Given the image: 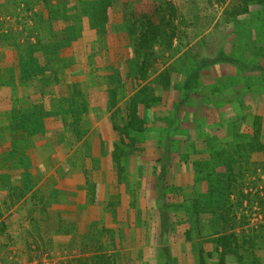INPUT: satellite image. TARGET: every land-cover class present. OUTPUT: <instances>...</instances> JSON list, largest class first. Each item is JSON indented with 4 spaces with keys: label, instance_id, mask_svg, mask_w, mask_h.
<instances>
[{
    "label": "rangeland",
    "instance_id": "obj_1",
    "mask_svg": "<svg viewBox=\"0 0 264 264\" xmlns=\"http://www.w3.org/2000/svg\"><path fill=\"white\" fill-rule=\"evenodd\" d=\"M106 1L0 0V53L5 42L13 43L21 55L20 77L33 75L35 68L44 64L48 67L43 73V79L48 78L46 82L35 77L21 80L27 82L25 88L28 90L22 91L24 101L19 104L35 110L33 115L38 114L46 122L33 125L34 116L31 121L26 117V122L21 117L18 119L23 121L20 128H28L42 136V139L35 136V219L27 220L35 231L34 257L32 252H24L19 260L24 258L23 264H81L78 255L85 256L89 249H106L105 227L109 222L98 213L87 215L75 199L69 201V191L65 187L74 177L84 176L81 175L84 173L93 183L102 177L101 184H106L110 189L107 193L110 192L112 183L106 176L117 172L123 179V164L138 156L144 158L136 154L141 149L134 154L135 147L143 146L135 143L137 137L124 135L127 100L122 101V98L130 96L136 103V111V107H141L150 97L153 84L176 89L175 83L181 81L182 84L194 64L199 86H204L205 81L218 82L220 87L229 86L227 94L238 88V105L233 108L237 120L232 130L248 127L251 132L250 137L244 139L246 143L241 144L237 162L230 170L232 174L217 172L213 177L220 188L227 185L225 181L232 186L228 226L235 225L231 231H236L239 239V246L234 254L226 256L224 264H264V154L248 151L245 147L253 136L258 142L264 141V106H260V101L256 104L255 97L253 104L247 106L250 98L245 93L251 89L257 91L259 97L264 95V2L252 5L250 14H242L245 0L223 3L218 0ZM166 1L176 10L178 38L174 39L170 50L163 46L155 48L156 61L153 60L146 79L142 80L136 77L138 58L128 28L133 20L145 14L159 20V15L169 11ZM104 13H107V22H103ZM18 40L24 43L21 49L17 46ZM33 44L40 45L36 52L29 47ZM221 54H224L225 64H216L215 68L196 67L202 62H218ZM50 60L53 61L50 63ZM232 60L236 62L231 63ZM34 63L32 71L30 66ZM247 63H261L263 69L252 73L224 69L225 65L247 68ZM173 73L178 78L175 83ZM51 74H56L59 81L56 82ZM2 77L0 75V82ZM11 82L16 83L14 76ZM262 82L263 88H260ZM140 87L143 89L139 91ZM68 100L76 101V111L74 106L70 108ZM33 104L34 108L30 107ZM79 104H84L88 111L85 119L78 114ZM104 119L121 144L113 153H109L103 124L97 126ZM133 129L135 135L145 138V132ZM31 163L30 158L25 161L26 165ZM115 164L121 169L112 170ZM28 173L31 176L32 171ZM89 198L93 200L94 197L89 195ZM206 205L204 202V206H200L205 208ZM26 238L23 241L29 242L31 236ZM5 257L7 253L4 260ZM215 257L218 264H223L219 254Z\"/></svg>",
    "mask_w": 264,
    "mask_h": 264
},
{
    "label": "crops",
    "instance_id": "obj_2",
    "mask_svg": "<svg viewBox=\"0 0 264 264\" xmlns=\"http://www.w3.org/2000/svg\"><path fill=\"white\" fill-rule=\"evenodd\" d=\"M23 44L18 40V48L21 49ZM225 55L230 56L226 52ZM20 57L13 43L5 42V48L0 53V75L3 76L0 82V264H17V261L23 264L24 258L20 261L19 256L32 252L33 258L35 251V231L27 220L35 219V136L39 139L42 136L40 133L35 135L28 128H20L23 121H18L21 117L26 122V117L30 120L35 113V110L20 105L24 101L22 91L28 90L25 88L27 82L21 81L19 76ZM221 63L225 64L215 61L208 66L215 68L216 64ZM250 65L263 67L261 63ZM192 67L194 70V65ZM224 69L243 71L244 68L225 65ZM11 76L15 77L16 83L11 82ZM172 78L175 83L176 74L173 73ZM184 79L182 84L181 81L175 83L178 86L176 89L153 84L150 99L143 101L141 107L137 106L136 111V103L130 96L124 95L125 98H122V101L127 100L126 104L123 102L127 112L124 135L137 137L135 143L143 146L135 147L134 154L141 149L136 154L144 158L138 156L132 162L123 164V179L118 177L117 172L106 176L115 189L111 187L107 193L110 189L106 184H101L102 177L96 178L93 183L84 173L81 175L85 177L76 176L65 187L69 191V201L75 199L83 212H88L87 215L96 216L98 213L109 222L105 227L106 249H89L85 256L78 255L81 264H201L202 250L204 255L214 253L213 258L205 256L207 264H218L215 256L219 253L215 252V246L210 241L217 238L222 230L214 227L215 211L206 215L200 205L204 206L205 201L213 204L222 202L224 198L216 193L210 197L209 184L219 183L213 177L206 178V175L212 171L215 175L217 172L225 174L228 170L225 162L229 161L225 150H229L228 146L241 147L251 132L248 127L232 130L233 122L237 120L233 108L238 105V88H233L234 91L227 94V85L220 87L218 82L205 81L204 86H199L200 83L196 81L199 92L183 100L181 90L186 85V77ZM260 86L263 88V82ZM140 88L139 91L143 89ZM249 92L252 91L248 89L245 92L250 98L247 106L253 104L252 98L255 97L256 104L260 101L263 107L264 95L260 93L262 96L259 97L257 91ZM68 101L70 108L74 106L76 111V101ZM34 105L30 107L34 108ZM79 105L78 114L85 119L88 111L84 104ZM31 120L33 125L46 122L38 114ZM101 124L105 129L109 153H113L115 147L121 148L119 138L109 130L106 119L99 121L97 126ZM133 128L145 132V138L135 135L131 131ZM25 148L28 149L23 150ZM218 153L223 158L217 161L224 164L214 163L213 155ZM29 158L32 163L26 165L25 161ZM120 169L117 164L112 168L116 171ZM29 170L32 171L31 176L27 174ZM161 184L169 188L164 198L168 209L164 212L158 206ZM225 184L229 185L227 181ZM89 195L94 197L93 200ZM227 231L228 234H237L230 229ZM189 234L190 238L187 237ZM28 236H31L29 242L23 241Z\"/></svg>",
    "mask_w": 264,
    "mask_h": 264
},
{
    "label": "trees",
    "instance_id": "obj_3",
    "mask_svg": "<svg viewBox=\"0 0 264 264\" xmlns=\"http://www.w3.org/2000/svg\"><path fill=\"white\" fill-rule=\"evenodd\" d=\"M109 1L111 2L112 0H107L106 3H109ZM218 1L223 3L226 0H218ZM263 2L264 0H245L244 2L245 7L242 9L241 13L250 14V12H252L250 8L252 7V5L263 4ZM166 5L169 6L168 8L169 11L166 10L165 15L162 12L163 16L161 17L158 14L159 20H156L155 18H153V16H150L149 14H145L142 16L141 19L133 20V22L129 25L128 33H130V35L132 36V39H133L132 45L134 48V52L138 58L136 77H139V79H142V80L146 79V75H147L149 67H151L154 61H156L155 60V48L159 46H163L164 48H167L168 50H170L172 48L174 39L178 38L179 31H178V26L175 22V19L177 18L176 10L174 9L172 3L166 1ZM107 8L108 6H106V12H107ZM168 12L170 14H169V17L167 18L166 15ZM98 18H101V17H98ZM103 22H107V13H104ZM29 47H31V51L35 50L36 52L40 48V45L34 46L33 44V46H29ZM52 61L53 60H50V63ZM41 62H43V59L41 60ZM218 62H223V63L226 62L224 58V54H221ZM234 62L236 61L234 60L231 61V63H234ZM209 64L210 63L208 62H202L200 64L198 63V67L200 69V68H203V66H208ZM34 65L36 66V64L34 63L30 67L32 68ZM192 66H190L189 71L186 75V85L181 90V93L183 94L182 95L183 100L187 99L191 94L199 92V86L196 83L197 79H196L195 70L191 69ZM240 66L241 68L244 67V65H240ZM246 66L247 68H244L243 71L254 72V71H262L263 69V68H260V66H252L250 64H247ZM47 68L48 67L45 66L44 64L43 66L39 68H35V73L33 75L31 73L25 74V75H22L20 79L21 80L22 79H32L33 77H35L37 79L42 80L43 82H46L48 78L43 79V73ZM31 70L33 71L34 68H32ZM263 74H264V70H263ZM51 75H52V78H55L56 82L59 81L58 76L56 74H51ZM53 82L54 80L52 81V83ZM249 91H251V89H249ZM258 121H260V119L256 120V122ZM139 130L141 129L139 128ZM255 132H258V128L257 130L255 129ZM248 144L249 145L245 146L248 151H251V152L258 151L264 154V141L258 142L256 139V136H253L252 141H250V143ZM228 147H229V150H225V154L227 155L226 157H229V161L225 162V165L228 167L227 174L230 175L232 174L230 173V170L233 169L232 167L237 162L236 156L241 151V147H238V146H235V147L228 146ZM213 157L215 158L214 159L215 164H221V163L224 164V162L217 161L220 157H221V160L223 158V155L221 156L220 153H218L217 155L214 154ZM212 173L213 171L210 172V175L206 176V178L213 179L212 177H214L215 174H212ZM221 177H223V175ZM231 189H232V186L230 185L220 188V184L213 185L212 183H210L209 184L210 197H213L214 193L222 194L224 201L222 202L216 201V203L214 202V204L213 202L211 203V202L205 201V203L207 202V205L205 206V208H201L204 214L212 213L213 211H215L216 217L214 218V222H213L214 227L216 228L217 226V229L221 228L222 233L218 234L219 236H217V238L215 239H212L211 241L210 239L209 240L205 239L204 241H210L214 244L215 246L214 250L217 254L219 253L220 263H223V264H224L226 256L234 254V252L237 249L236 247L239 246L238 236L235 233L228 234L229 232L227 231L228 229L230 230L235 229L234 224L231 226H228V224H230L228 214H229V211H231L232 209V203H233V202H230V197H231L230 192H232ZM168 192H169V188L161 184V187L159 188L160 197H159V203H158L159 210H161V212H164L166 211V209H168V206L164 204V198ZM244 197L247 199L246 196ZM200 223L206 224V222H200ZM187 237L190 238V234ZM200 253H201V264H207L205 256H207L209 259L213 258L214 256L213 252L211 254L207 253L204 255L203 254L204 250L200 251Z\"/></svg>",
    "mask_w": 264,
    "mask_h": 264
}]
</instances>
